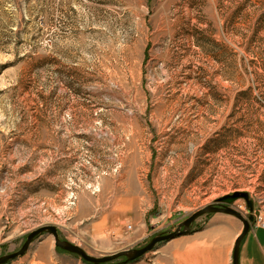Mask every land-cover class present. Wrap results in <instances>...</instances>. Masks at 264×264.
<instances>
[{
  "label": "rangeland",
  "instance_id": "obj_1",
  "mask_svg": "<svg viewBox=\"0 0 264 264\" xmlns=\"http://www.w3.org/2000/svg\"><path fill=\"white\" fill-rule=\"evenodd\" d=\"M234 191L263 227L264 0H0V256L47 224L94 256L141 247ZM39 254L92 264L48 233L5 264Z\"/></svg>",
  "mask_w": 264,
  "mask_h": 264
},
{
  "label": "crops",
  "instance_id": "obj_2",
  "mask_svg": "<svg viewBox=\"0 0 264 264\" xmlns=\"http://www.w3.org/2000/svg\"><path fill=\"white\" fill-rule=\"evenodd\" d=\"M227 216L228 218L213 217L204 226L165 241L163 264H232L234 242L242 227L237 218L228 214ZM115 217L118 218L119 214L113 212L107 214L105 221L109 229H114L113 218ZM138 223V221L135 222L136 226ZM92 225L98 229L100 222ZM145 235L135 230L132 238L142 239ZM246 236L245 249L242 250L240 247L243 254L242 259L239 256L240 264H264V227L251 228ZM245 237L242 239L241 246ZM45 243L48 244V242ZM44 257V255L43 257L37 255V261L41 264L53 262V260H42Z\"/></svg>",
  "mask_w": 264,
  "mask_h": 264
},
{
  "label": "water",
  "instance_id": "obj_3",
  "mask_svg": "<svg viewBox=\"0 0 264 264\" xmlns=\"http://www.w3.org/2000/svg\"><path fill=\"white\" fill-rule=\"evenodd\" d=\"M240 198L244 199L247 208L251 212L253 210V202L249 198L248 193L245 191H234L231 194H226L224 196L217 198L213 203L206 205L200 208L199 210L193 212L192 214L188 215L183 221L178 223L177 227L173 231L152 236V238L141 247H128L101 256L90 255L79 245L60 238L57 227L55 225H51V224L42 225L30 231L27 234L23 244L18 250L0 256V264H5L8 261L17 258L18 256L23 255L27 251L33 240L43 233H48L52 235L54 240V245L56 247H59L67 252L73 253L81 257L84 261L90 262L92 264H106L118 258H124V262L126 263L136 260L142 255H144L146 252L152 250L158 242L168 241L172 238L190 232L192 222L199 216L209 212L226 213L234 216L235 218H237L242 222V230L235 239L233 251H232V264H240L239 256H240L241 242L242 239L246 236V234L250 231L252 227V223L254 221V218L252 214H250V212L247 216H244L241 213V211L233 207V203Z\"/></svg>",
  "mask_w": 264,
  "mask_h": 264
},
{
  "label": "built area",
  "instance_id": "obj_4",
  "mask_svg": "<svg viewBox=\"0 0 264 264\" xmlns=\"http://www.w3.org/2000/svg\"><path fill=\"white\" fill-rule=\"evenodd\" d=\"M255 221H256V224H260L261 226L264 227V221H263V218H262L261 214H259L258 216H255ZM127 228L130 229L131 228V225L128 224L127 225Z\"/></svg>",
  "mask_w": 264,
  "mask_h": 264
},
{
  "label": "flooded vegetation",
  "instance_id": "obj_5",
  "mask_svg": "<svg viewBox=\"0 0 264 264\" xmlns=\"http://www.w3.org/2000/svg\"><path fill=\"white\" fill-rule=\"evenodd\" d=\"M214 204H216V203H214ZM216 205H218V204H216ZM250 214H252V211L250 212Z\"/></svg>",
  "mask_w": 264,
  "mask_h": 264
},
{
  "label": "trees",
  "instance_id": "obj_6",
  "mask_svg": "<svg viewBox=\"0 0 264 264\" xmlns=\"http://www.w3.org/2000/svg\"><path fill=\"white\" fill-rule=\"evenodd\" d=\"M134 261V260H133ZM131 262V261H130ZM126 263H128V262H126Z\"/></svg>",
  "mask_w": 264,
  "mask_h": 264
}]
</instances>
